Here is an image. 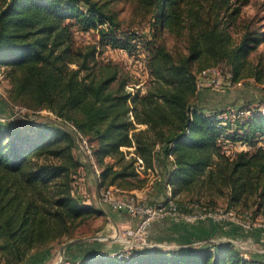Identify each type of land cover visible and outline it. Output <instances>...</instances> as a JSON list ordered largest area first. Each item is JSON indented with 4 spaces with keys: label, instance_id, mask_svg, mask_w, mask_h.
Here are the masks:
<instances>
[{
    "label": "trees",
    "instance_id": "trees-1",
    "mask_svg": "<svg viewBox=\"0 0 264 264\" xmlns=\"http://www.w3.org/2000/svg\"><path fill=\"white\" fill-rule=\"evenodd\" d=\"M116 1L0 0V70L11 86L9 103L29 110L19 124L0 119V258L6 264L50 255L86 221L104 215L75 191L84 166L76 133L93 149L101 188L140 189L133 180L140 176L135 163L141 158L147 169H163L175 199L193 190H228L229 208L255 197L254 214L264 220V109L230 117L229 111L204 107L194 71L196 63L200 72L227 60L234 83L243 79L250 55L264 40L246 31L233 43L231 24L249 0H140L152 14L147 35L121 30L110 8ZM162 31L187 36L188 53L176 58L160 39ZM75 32H96L99 42L76 47ZM142 47L152 85L133 96L118 65L100 61L97 53L112 48L134 55ZM255 73L262 82V72ZM43 110L56 120L28 119ZM237 143L250 149L227 154V146ZM194 200L179 205H205ZM228 228L233 239L238 228ZM118 250L84 254L79 264H264V254L247 253L233 241L149 246L123 258L115 255Z\"/></svg>",
    "mask_w": 264,
    "mask_h": 264
},
{
    "label": "rangeland",
    "instance_id": "rangeland-1",
    "mask_svg": "<svg viewBox=\"0 0 264 264\" xmlns=\"http://www.w3.org/2000/svg\"><path fill=\"white\" fill-rule=\"evenodd\" d=\"M110 8L112 9V12L115 13L116 21L120 23L122 31L136 33L139 35H147L149 33L152 14L143 8L140 0H118L111 4ZM246 31H257L264 37V0H249V3L243 6L241 14L237 17L236 21H234V23L232 22L231 24L230 32L233 37V43L238 44L242 35ZM160 39L176 58H178L180 55L188 53L187 36L183 35L181 37H176L172 33L162 31ZM98 42L99 36L96 32H75L76 47H81L84 49L88 46L98 44ZM97 59L104 63L112 61L118 65L122 74L127 76L129 79L128 84L126 85V90L131 92L133 96L145 94L148 88H150L152 85V77L150 76L148 69L147 53L143 47L140 48L139 51L134 55H129L124 50L106 48L102 54L97 53ZM248 61L247 69L243 74V79L236 83L233 89L223 88L215 90L211 88H202L199 91V95L201 97L199 99L204 101V107H207L208 109L218 108L229 111L232 115L230 117H234V114L237 115V117L246 116L241 114L238 115L241 113L242 109H250L251 113H253V110H256L258 107L264 109V40L261 45L258 46L257 50L250 55ZM229 66V62L224 60L212 64V66L208 68L217 69L220 71L221 75L225 77L228 73H231ZM199 70V64L196 63L194 65V71L196 72L197 76L202 71L201 70L198 72ZM252 70L254 73L256 71L262 72V82L257 81ZM10 87L9 80L5 75V70L2 68L0 70V93L3 94L5 99H8ZM7 103H9V100ZM10 106L11 109H8L6 100L0 97V119H5L10 123L19 124V120H21L23 115L15 117L13 111L14 106L11 104ZM30 115L31 116H29L28 119L32 120V122H44L49 119L56 120V116L47 110L36 112L35 114L32 113ZM123 149L125 151L127 150L125 148ZM131 149L133 150V148ZM231 149L235 155L241 151L249 150L250 147L242 143H237L232 145ZM76 154L79 153L76 151ZM79 159L82 161L84 166L79 168L76 175L75 191L76 193L80 194L83 199H85L86 205L97 206L95 203V198L97 195V186L100 185V180H98L94 171L92 170L90 161L84 156L80 157ZM109 161L112 162L113 160L109 159ZM99 168L101 169L100 166ZM91 173L97 179V183L89 182ZM139 179H145L143 186ZM133 181L140 189L146 187L147 184H151L153 186V184L156 183L159 185L162 184L164 187H166L163 169L158 165L157 169H152L150 172L145 174L143 173L142 175L140 174L139 178L134 179ZM229 197L230 194L228 190H225L222 194H209L205 190L202 194H199L197 190H193L191 193H186L182 197L175 199V201L179 205V201H182L186 204L192 199H195L194 201H196V199H200V201L204 202L203 204L205 205L213 203V206L225 209L229 208ZM256 203V198L252 197L246 198L245 200L241 201L240 204L235 206L237 209L234 210L237 213L241 214L245 211H248L252 214V217L249 222L251 229L245 230L238 226V229H233V234H235V236H233V240L243 251L247 253L264 254V228L262 227L263 218L261 215L254 214L257 209ZM103 213L104 215L97 216L94 219H89L80 226L79 231L73 239L84 238L85 240L82 242H77L81 244L75 247L73 251L83 256L84 254L88 255L90 252L93 253L99 249L113 252L122 247L120 242V233L115 230V225L107 218L105 212ZM208 221L219 224L212 220L200 221V223ZM231 225L233 224H226L223 228H221V230L225 232L224 235H226V231H228V227ZM218 231L220 233V229H217L213 235L199 236L196 237V239L188 242H172L173 246L170 245L171 243L164 241H152L151 244L154 247L174 249L199 247L205 245L206 243L218 242L219 239H221L217 238V236H219ZM230 233H232L231 230ZM95 236H100L101 238H94ZM60 247L61 246L56 245L54 249L58 250ZM244 257L248 258L249 256L244 254Z\"/></svg>",
    "mask_w": 264,
    "mask_h": 264
},
{
    "label": "built area",
    "instance_id": "built-area-1",
    "mask_svg": "<svg viewBox=\"0 0 264 264\" xmlns=\"http://www.w3.org/2000/svg\"><path fill=\"white\" fill-rule=\"evenodd\" d=\"M235 85L232 73H228L223 77L220 71L215 68L203 69L197 76L198 89H233ZM13 111L15 117L29 112L26 107L21 106H14ZM240 114L251 115L252 113L250 110H244ZM1 120L4 121L5 119ZM76 139L87 160L90 161L96 177L100 180L101 169L96 163V158L88 139L79 133H76ZM231 148L232 145L227 146L226 152L234 156ZM135 167L136 171L141 175L151 171V169L146 168L141 158L137 160ZM165 186L167 198L162 202L153 204H148L135 192L125 191L117 186L100 189L99 200L103 207L109 206L116 211L126 213L132 219H137L135 225L123 229L119 228L118 230L121 235L120 239L123 240H120L122 247L115 253L119 258L129 255L135 249L153 246L150 242V228L158 221L169 220L175 223L194 224L200 221L212 220L223 225L233 224L245 230L251 229L249 222L252 214L250 212L245 211L239 214L232 208L223 209L198 203H189L181 208L173 197L172 186L169 183H166ZM262 227L264 228V220L262 221ZM225 241L228 240L218 241L216 244ZM0 264L6 263L0 258Z\"/></svg>",
    "mask_w": 264,
    "mask_h": 264
},
{
    "label": "crops",
    "instance_id": "crops-1",
    "mask_svg": "<svg viewBox=\"0 0 264 264\" xmlns=\"http://www.w3.org/2000/svg\"><path fill=\"white\" fill-rule=\"evenodd\" d=\"M0 97L6 100L8 109H11L10 104L7 103L8 99H5L2 93H0ZM140 127L145 128V126H140ZM82 156L84 155L82 154L81 157ZM89 182L97 183V179L94 177L92 173L89 177ZM130 192H135L136 194L141 196V198L148 204L162 202L167 198L166 187H164L162 184L159 185L157 183L153 184V186L151 184H147L146 187L142 189H135ZM95 203L97 207L101 208L97 197L95 198ZM101 211L105 212L107 218L110 221H112L114 225H117L120 229H123L131 225H135L137 222V219H132L126 213L121 211H116L109 206H104ZM222 226L224 227L223 224L222 225L215 224L211 221L201 222V223L199 222L195 224L175 223L169 220L158 221L154 223L150 228V240H151L150 242L164 241L171 243L170 245L173 246L172 242L178 241L179 243H183V242L192 241L199 236L213 235L215 234V230L217 229H220V233L218 231L219 236H217V238H221L219 239V241L228 239V241L231 240L235 242L233 239L228 238L230 229H228V231H226V235H224L225 232L221 230ZM212 241H216V240H212ZM61 247L58 250L52 249L50 255L46 253L41 254L39 257L36 258V261H33V263L29 262L28 264H40L43 261L44 264H57L61 258V254H60ZM81 258L82 256L79 253L73 251L68 245L67 248L65 249L63 261L61 264H79L78 259Z\"/></svg>",
    "mask_w": 264,
    "mask_h": 264
},
{
    "label": "water",
    "instance_id": "water-1",
    "mask_svg": "<svg viewBox=\"0 0 264 264\" xmlns=\"http://www.w3.org/2000/svg\"><path fill=\"white\" fill-rule=\"evenodd\" d=\"M11 107V106H10ZM99 193H100V185H98L97 186V195H96V197H97V199H98V201H99V203H100V200H99ZM100 207H101V209H103V206L100 204ZM115 230L116 231H118L119 230V227L117 226V225H115ZM94 238H101L100 236L98 237V236H95ZM111 238V237H110ZM85 239L84 238H79V239H73V240H70V241H68L67 243H65L64 245H62V247H61V252H60V254H61V258H60V261L57 263V264H61L62 263V261H63V256H64V252H65V249L67 248V246L68 245H70V244H73V243H77V242H82V241H84Z\"/></svg>",
    "mask_w": 264,
    "mask_h": 264
},
{
    "label": "bare ground",
    "instance_id": "bare-ground-1",
    "mask_svg": "<svg viewBox=\"0 0 264 264\" xmlns=\"http://www.w3.org/2000/svg\"><path fill=\"white\" fill-rule=\"evenodd\" d=\"M121 241H123L122 239H120Z\"/></svg>",
    "mask_w": 264,
    "mask_h": 264
}]
</instances>
